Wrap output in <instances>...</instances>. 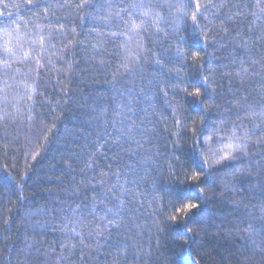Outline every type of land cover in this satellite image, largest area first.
Masks as SVG:
<instances>
[{
  "label": "trees",
  "instance_id": "1",
  "mask_svg": "<svg viewBox=\"0 0 264 264\" xmlns=\"http://www.w3.org/2000/svg\"><path fill=\"white\" fill-rule=\"evenodd\" d=\"M0 264H264V0H0Z\"/></svg>",
  "mask_w": 264,
  "mask_h": 264
},
{
  "label": "snow or ice",
  "instance_id": "2",
  "mask_svg": "<svg viewBox=\"0 0 264 264\" xmlns=\"http://www.w3.org/2000/svg\"><path fill=\"white\" fill-rule=\"evenodd\" d=\"M133 7H137V5H133ZM138 7L144 8L143 3L138 5ZM199 9H200V5H199V3H197L196 4V12H193V14H192V20L194 22L197 19V12H199ZM143 15L150 18V8L149 9H145V11L143 12ZM136 27H139V26L137 25ZM6 35H7V33H6ZM11 51H12V49L10 47H8V42L6 41L5 42V47H4V52L5 53H11ZM246 70L247 69H245V71ZM194 95H197V96L200 95V92H199L198 89L196 90ZM243 135L244 136H248L249 134L248 133H244ZM233 136H235V133H233ZM236 138L239 139V137H236ZM228 147L231 148L232 145L229 144ZM228 158H233V159L235 158L232 151L226 152L225 155L221 157V159H228ZM193 180H199V175L197 174V175L193 176ZM198 208H199L198 204L188 203L187 206H186V212L190 213V212H192V210H195V209H198Z\"/></svg>",
  "mask_w": 264,
  "mask_h": 264
}]
</instances>
